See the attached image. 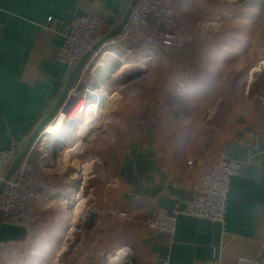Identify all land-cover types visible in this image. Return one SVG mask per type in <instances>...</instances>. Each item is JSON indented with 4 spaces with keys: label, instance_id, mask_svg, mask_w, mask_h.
<instances>
[{
    "label": "crops",
    "instance_id": "crops-1",
    "mask_svg": "<svg viewBox=\"0 0 264 264\" xmlns=\"http://www.w3.org/2000/svg\"><path fill=\"white\" fill-rule=\"evenodd\" d=\"M132 2L0 0V151L15 144L19 153L60 99L71 73L57 61L66 24L91 13L112 31ZM176 52L183 65L192 61L197 68L196 49L190 54L181 43ZM259 62L257 71H263L264 58ZM83 67L97 73L101 115L114 96L122 99L136 90L131 87L140 74L136 68H146L139 62L120 63L101 49ZM125 72L126 82L121 80ZM255 80L257 86L248 77L245 85L232 86L203 158L179 151L176 136L160 129L159 105L148 107V102L137 112L131 103H115L108 126L107 113L99 120L88 113L84 122L93 119L92 127L83 136L78 122L70 131L65 121L66 133L58 137L65 149L55 158V143L45 132L67 113L64 105L25 155L41 184L37 200L17 221H4L0 213V264H154L166 252L171 264H264V75ZM125 106L131 109L127 119ZM74 135L79 141L66 148ZM216 157L233 162L226 225L180 215L169 247L166 237L146 225V218L182 207L193 194L201 167ZM92 211L97 214L94 223L88 220ZM121 212L131 219L117 218ZM31 252L37 261L24 260ZM99 252L120 253L108 261Z\"/></svg>",
    "mask_w": 264,
    "mask_h": 264
},
{
    "label": "rangeland",
    "instance_id": "rangeland-1",
    "mask_svg": "<svg viewBox=\"0 0 264 264\" xmlns=\"http://www.w3.org/2000/svg\"><path fill=\"white\" fill-rule=\"evenodd\" d=\"M174 11V18L167 26L168 31L176 34L173 47L158 52L148 49L151 61L141 63L146 68H136L140 74L131 85L139 92L124 93L122 99L114 96L101 118L108 114V126L113 120L111 108L115 103L133 104L136 110L132 112H137L144 103L148 102V107L157 103L160 129L176 136V145L183 154L203 158L208 156L214 124L217 126L221 118L222 105L231 96L232 86L242 82L245 85L247 77L257 86L255 78L264 75V69L252 73L264 58V0H177ZM181 43L188 45L190 54L196 49L197 68L192 61L183 65L178 60L176 49ZM252 64L255 67L250 68ZM127 73L122 74L124 82ZM141 89L149 93H141ZM101 90L95 91V98H100ZM123 110L127 119L131 109L125 106ZM74 111L75 108L65 121ZM98 117L95 116L96 120ZM78 141L79 137L72 136L66 148ZM24 260L34 262L37 257L31 252Z\"/></svg>",
    "mask_w": 264,
    "mask_h": 264
},
{
    "label": "built area",
    "instance_id": "built-area-1",
    "mask_svg": "<svg viewBox=\"0 0 264 264\" xmlns=\"http://www.w3.org/2000/svg\"><path fill=\"white\" fill-rule=\"evenodd\" d=\"M176 1L137 0L120 32L103 43L95 54H98L101 49L117 57L120 63L129 61L148 63L151 61V58H148V49L152 50L151 52H158L160 49L166 50L173 47L176 34L168 31L167 26L174 18ZM129 8L127 7L126 12ZM51 20L52 18H49L48 23ZM109 32L107 22L91 13L73 17L61 32L62 43L58 49L57 61L72 71L82 57ZM98 89L96 75L88 71V68L85 70L84 67L81 68L61 109L64 105H68L70 100H74L73 109L75 104H98L101 99L95 98L97 95L94 93ZM86 95H88L87 99H85ZM72 107L69 106L70 112L73 110ZM99 113L100 110L96 116ZM17 156L18 150L15 144L0 151V184L5 180ZM188 165L193 166L194 160H189ZM233 174V162L223 157H216L211 164L201 167L193 194L185 200L182 207L175 206L170 213L156 212L153 216L146 218V225L154 232L166 237L169 247L173 243L180 215L210 220L225 226ZM40 185L32 159L25 157L5 181L0 193L2 219L4 221L20 219L37 200ZM117 218L131 219L125 212L117 214ZM119 253L113 256L99 252V255L112 261L118 258ZM154 264H171L170 252L159 256Z\"/></svg>",
    "mask_w": 264,
    "mask_h": 264
},
{
    "label": "water",
    "instance_id": "water-1",
    "mask_svg": "<svg viewBox=\"0 0 264 264\" xmlns=\"http://www.w3.org/2000/svg\"><path fill=\"white\" fill-rule=\"evenodd\" d=\"M137 0H133V2L130 5V8L128 9V11L125 13L121 23L112 31H110L90 52L86 53L82 59L77 63V65L72 69L70 76L67 80L66 86L64 88V91L60 97V99L58 100V102L55 104V106L53 107V109L50 111V113L48 114V116L42 121V123L37 127V129L34 131L32 137L30 138V140L28 141V143L25 145V147L19 152L17 158L15 159V161L13 162V164L11 165L10 169L8 170L5 180L0 184V192L2 191L4 185H5V181L9 179V177L13 174V172L15 171V169L17 168L18 164L21 162V160L23 159V157L25 156V154L27 153V151L29 150L30 146L32 145V143L36 140V138L38 137V135L44 130L45 126L47 125V123L52 120L54 118V116H56L58 110L61 108L64 99L66 98V95L70 89V87L72 86L76 76L78 75V73L80 72L81 68H83V66L85 65V63L87 62V60L89 59V57L98 49L100 48V46L105 43L106 41H108L109 39H111L112 37H114L117 33L120 32V30L122 29V27L124 26L131 8L136 4ZM120 65H118L116 68H119ZM66 124L68 125V127L74 128V130H76L77 125L75 126L74 121H67ZM51 141H53L55 143V146L52 149V152L54 154V157L56 158L57 156H59V154L62 152L63 149V143L60 141V139L58 137H52L50 139ZM97 214L95 211H92L90 213L89 216V222L90 223H94L96 220Z\"/></svg>",
    "mask_w": 264,
    "mask_h": 264
},
{
    "label": "bare ground",
    "instance_id": "bare-ground-1",
    "mask_svg": "<svg viewBox=\"0 0 264 264\" xmlns=\"http://www.w3.org/2000/svg\"><path fill=\"white\" fill-rule=\"evenodd\" d=\"M237 2V1H236ZM124 67L122 68V69H124L125 67H127L128 65H123ZM110 67V66H109ZM110 69V68H109ZM119 69V68H118ZM257 70H259V68L258 69H256L255 71H257ZM115 74V73H114ZM71 88V87H70ZM70 90V89H69ZM95 93V92H94ZM67 95H68V93H67ZM67 95H66V97H67ZM66 99L67 98H65L64 99V102L66 101ZM103 101V100H102ZM106 101V100H105ZM63 102V103H64ZM106 103V102H105ZM73 104H74V100H70L69 102H68V107L70 106V107H72L73 106ZM61 109V108H60ZM64 110V109H63ZM63 110H62V112H63ZM70 110H71V108L67 111V113L65 112V113H60L61 115L59 116V118L57 119V121H56V123L55 124H52L51 126H49V127H47V130H46V126H45V128H44V130L38 135V137L36 138V140L35 141H37V140H39L41 137H40V135L42 136L43 135V132L46 130V134H50V137L52 138V137H61L63 134H64V132L66 131V129H64V126H63V123H65L64 121H65V117L68 115V113L70 112ZM99 110H100V113L102 112V103H94V104H86V103H83V104H80V105H76L75 106V111L73 112V114L70 116V117H68V120H66V122L67 121H74V124H75V126H76V122H78L79 124H80V127H79V135L80 136H83V135H85L86 133H88V130L92 127V126H90L91 125V123H92V121H93V119H90V118H86V120H85V122H84V118L87 116V114L88 113H90V112H95V116L98 114V112H99ZM104 110V109H103ZM60 111V110H59ZM58 113V112H57ZM99 113V118H101V114ZM94 116V115H93ZM54 118H55V116H54ZM53 118V119H54ZM93 118H95V117H93ZM66 126H67V128L70 130V131H72V130H74V128H71V127H68V125L66 124ZM66 133V132H65ZM92 133V132H91ZM44 136V135H43ZM64 136V135H63ZM66 136H67V134H66ZM40 137V138H39ZM60 139V138H59ZM43 140V139H42ZM34 141V142H35ZM60 141H61V139H60ZM33 142V143H34ZM62 142V141H61ZM32 143V144H33ZM32 146V145H31ZM30 146V147H31ZM46 146H48V147H46L48 150L51 148L50 147V145L47 143V145ZM78 147V146H77ZM76 148V147H75ZM30 149V148H29ZM28 152V151H27ZM74 153V152H73ZM19 154V153H18ZM71 154V153H70ZM26 155V154H25ZM25 158V156L23 157V159ZM22 159V160H23ZM21 160V161H22ZM13 164V163H12ZM20 164V163H19ZM18 164V165H19ZM11 167V166H10ZM10 169V168H9ZM16 170V169H15ZM14 173V172H13ZM1 193V192H0ZM80 212V211H79ZM76 214H77V212H76ZM76 216V215H75ZM73 227V226H72ZM69 237V236H68ZM74 237V236H73ZM99 255V254H98ZM100 256V255H99ZM124 257V256H123ZM127 258V257H126ZM119 260V259H118ZM125 262V261H124ZM117 264V263H116ZM125 264V263H124Z\"/></svg>",
    "mask_w": 264,
    "mask_h": 264
},
{
    "label": "trees",
    "instance_id": "trees-1",
    "mask_svg": "<svg viewBox=\"0 0 264 264\" xmlns=\"http://www.w3.org/2000/svg\"><path fill=\"white\" fill-rule=\"evenodd\" d=\"M25 214H27V212H26ZM25 214H24V215H25ZM18 220H19V219H18ZM10 221H11V222H14V221H17V219H13V220H10Z\"/></svg>",
    "mask_w": 264,
    "mask_h": 264
}]
</instances>
